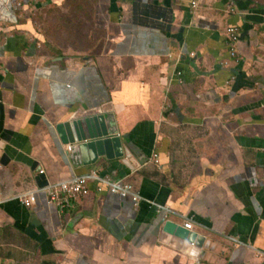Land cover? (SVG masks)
<instances>
[{
	"label": "crops",
	"instance_id": "1",
	"mask_svg": "<svg viewBox=\"0 0 264 264\" xmlns=\"http://www.w3.org/2000/svg\"><path fill=\"white\" fill-rule=\"evenodd\" d=\"M77 1L78 48L36 18L70 0H0V264H264V0ZM100 106L124 157L73 168L57 125ZM90 172L139 204L93 183L65 210L18 198ZM184 217L196 252L164 232Z\"/></svg>",
	"mask_w": 264,
	"mask_h": 264
},
{
	"label": "water",
	"instance_id": "2",
	"mask_svg": "<svg viewBox=\"0 0 264 264\" xmlns=\"http://www.w3.org/2000/svg\"><path fill=\"white\" fill-rule=\"evenodd\" d=\"M103 109L100 106L95 113H87L86 116L57 125L56 131L61 142L71 146L69 159L73 168L88 167L98 158L114 160L124 157L125 151L121 146L114 118L110 113H101ZM123 163L131 169L127 162L123 160ZM167 227L169 230H164L165 233H175L174 236L181 240L188 238L186 241L195 252L203 245V235L196 234L185 226L165 222L164 229ZM205 245L206 241L204 247Z\"/></svg>",
	"mask_w": 264,
	"mask_h": 264
},
{
	"label": "built area",
	"instance_id": "3",
	"mask_svg": "<svg viewBox=\"0 0 264 264\" xmlns=\"http://www.w3.org/2000/svg\"><path fill=\"white\" fill-rule=\"evenodd\" d=\"M196 5L195 1L192 2L193 7ZM238 39L239 28L234 25L230 26L227 32V40L231 51ZM68 151H71V146H68ZM152 157L156 159L157 155L153 153ZM91 183L96 185L97 192L107 191L121 197H129L134 202L135 206L139 204L140 195L138 192H134L129 183H126L122 179H113L106 175H99L96 172H90L84 175H74L68 180L60 181L57 184L50 185L43 190H36L23 194L18 198L26 207L30 208L36 203L37 194L41 191H46L49 195V203L55 204L61 210H65L70 208L74 200H78L80 195L86 194L87 186ZM159 208L161 209L162 207ZM176 215L179 216L178 214ZM184 219L186 220L184 226L186 228H190L192 226V220L187 217H184Z\"/></svg>",
	"mask_w": 264,
	"mask_h": 264
},
{
	"label": "rangeland",
	"instance_id": "4",
	"mask_svg": "<svg viewBox=\"0 0 264 264\" xmlns=\"http://www.w3.org/2000/svg\"><path fill=\"white\" fill-rule=\"evenodd\" d=\"M79 3L77 0H70L69 7L65 8L60 13H55L53 10H41L37 14L36 18L39 24L44 29L45 33L49 38L53 37L54 45H65V44H73L75 47L78 48V44H76V41L69 39L65 40L63 38L62 32L63 31H70L71 26L69 24H72L73 20H75L77 17L74 15L77 12L83 11L86 7V3H84V7L82 6V3H79L78 8H74V5ZM54 14V15H53ZM54 27L52 32H50V28ZM47 31V32H46Z\"/></svg>",
	"mask_w": 264,
	"mask_h": 264
}]
</instances>
